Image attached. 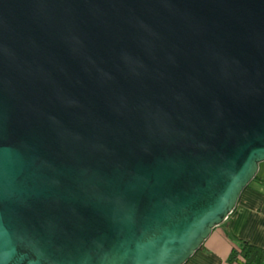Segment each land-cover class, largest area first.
I'll return each mask as SVG.
<instances>
[{
	"label": "water",
	"instance_id": "water-1",
	"mask_svg": "<svg viewBox=\"0 0 264 264\" xmlns=\"http://www.w3.org/2000/svg\"><path fill=\"white\" fill-rule=\"evenodd\" d=\"M264 161V0H0V264H185Z\"/></svg>",
	"mask_w": 264,
	"mask_h": 264
},
{
	"label": "crops",
	"instance_id": "crops-1",
	"mask_svg": "<svg viewBox=\"0 0 264 264\" xmlns=\"http://www.w3.org/2000/svg\"><path fill=\"white\" fill-rule=\"evenodd\" d=\"M259 174L244 189L233 212L185 264H243L229 259L233 248L243 245L242 238L264 246V161Z\"/></svg>",
	"mask_w": 264,
	"mask_h": 264
},
{
	"label": "trees",
	"instance_id": "trees-1",
	"mask_svg": "<svg viewBox=\"0 0 264 264\" xmlns=\"http://www.w3.org/2000/svg\"><path fill=\"white\" fill-rule=\"evenodd\" d=\"M242 241V246L233 248L229 259L242 260L243 264H264V246L247 238H242Z\"/></svg>",
	"mask_w": 264,
	"mask_h": 264
}]
</instances>
